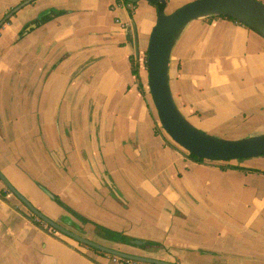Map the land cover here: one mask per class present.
I'll use <instances>...</instances> for the list:
<instances>
[{
    "label": "crops",
    "instance_id": "obj_1",
    "mask_svg": "<svg viewBox=\"0 0 264 264\" xmlns=\"http://www.w3.org/2000/svg\"><path fill=\"white\" fill-rule=\"evenodd\" d=\"M23 1L0 0V20ZM134 1L130 14L116 0H35L2 25L0 173L44 216L104 247L174 264H264V156L199 163L158 134L137 60L157 13ZM168 77L197 129L264 133L258 32L224 17L192 21ZM5 188L0 264H142L48 232Z\"/></svg>",
    "mask_w": 264,
    "mask_h": 264
},
{
    "label": "water",
    "instance_id": "obj_2",
    "mask_svg": "<svg viewBox=\"0 0 264 264\" xmlns=\"http://www.w3.org/2000/svg\"><path fill=\"white\" fill-rule=\"evenodd\" d=\"M35 0H25L0 20V28L20 8ZM231 18L264 38V4L257 0H194L171 14L157 13L146 46V82L159 123L171 141L188 154L208 162H225L264 156V133L232 140L213 137L194 127L176 107L169 88L168 68L172 50L186 27L195 20ZM36 27L35 24L27 28ZM254 135V136H253ZM0 181L32 214L54 231L109 256L143 264H174L130 255L89 241L68 231L39 212L0 173ZM46 195L57 202L46 190ZM119 243L120 240L118 239ZM131 244L141 245L138 241Z\"/></svg>",
    "mask_w": 264,
    "mask_h": 264
},
{
    "label": "rangeland",
    "instance_id": "obj_3",
    "mask_svg": "<svg viewBox=\"0 0 264 264\" xmlns=\"http://www.w3.org/2000/svg\"><path fill=\"white\" fill-rule=\"evenodd\" d=\"M183 6V5H182ZM182 6H179V7H175L176 9H173V7L171 6V7H168V8H164L163 9V12L165 13V14H171L172 12H174L175 10H177L178 8H180V7H182ZM152 7H154V6H152ZM155 9V8H154ZM156 11V10H155ZM157 13V12H156ZM2 28H0V30H1ZM146 46H147V44H146ZM143 47H144V45H143ZM145 83H146V85H147V82H146V79H145ZM148 88V87H147ZM148 97H149V99H150V95H149V92H148ZM150 106H151V109H153V113H154V117H155V121H156V131L158 132V134H160V135H162L167 141H168V143H170L171 145H173V146H175V147H178L180 150H182V151H184L182 148H180L179 146H177L176 144H174L172 141H171V139L166 135V133L163 131V129L161 128V126H160V123H159V120H158V117H157V114H156V111H155V108H154V106H153V103H152V101H150ZM192 120V119H191ZM198 130H200V131H202L200 128H198ZM202 132H204V131H202ZM204 133H206V132H204ZM207 134H209V135H211V136H213V137H216V138H222V139H227V140H232L231 138L234 136V137H237V136H243V134L242 135H240V134H226V133H219V132H215V131H209V133H207ZM248 136V135H247ZM254 136V135H253ZM233 137V138H234ZM185 152V151H184ZM185 153H187V152H185ZM242 161H245V160H229V161H225V162H217V163H221V164H229V165H233V164H237V163H241ZM213 163H215V162H213Z\"/></svg>",
    "mask_w": 264,
    "mask_h": 264
},
{
    "label": "trees",
    "instance_id": "obj_4",
    "mask_svg": "<svg viewBox=\"0 0 264 264\" xmlns=\"http://www.w3.org/2000/svg\"><path fill=\"white\" fill-rule=\"evenodd\" d=\"M131 1H132V2H131ZM147 1H148L152 6H154V8H155V10H156L157 13H159V12H163V9L165 8V2H164V0H147ZM116 3L119 4V5H122V6L127 7L129 3H132L133 6H134L135 1H134V0H116ZM129 10H130V9H129ZM130 14H131V10H130ZM226 19H228V20H230V21H233V22H235V23H238V22H236L235 20H233V19H231V18H226ZM6 22H8V20H7ZM40 22H42V20H41ZM238 24H240V23H238ZM240 25H242V24H240ZM128 37L130 38V34H129V33H128ZM144 54L146 55V51H144ZM131 62H132V63H131V71H132V74H133V75L135 76V78H136V81H137V83H138V88H139V90L143 91V85H142V82L140 81L139 76H138V67H137L136 63H134L133 61H131ZM145 85H146V83H145ZM146 90H147V93H148L147 85H146ZM186 154L188 155L189 158L195 160L196 162H199V163L204 162L203 159L196 158V157H194L193 155L188 154V153H186ZM98 252H99V251H98ZM99 253L104 254V253H102V252H99Z\"/></svg>",
    "mask_w": 264,
    "mask_h": 264
},
{
    "label": "built area",
    "instance_id": "obj_5",
    "mask_svg": "<svg viewBox=\"0 0 264 264\" xmlns=\"http://www.w3.org/2000/svg\"><path fill=\"white\" fill-rule=\"evenodd\" d=\"M126 8H129L130 10L132 9V5L131 4H128V6ZM121 27L123 28H129L128 25H125V24H121ZM139 62H141L145 68H146V55L144 53H142L141 55V58L139 56V59H137ZM5 193L7 194V196L10 195V192L7 188H5ZM29 216L30 218L38 225L44 227L48 232H51V233H54V229H52L51 227H49L48 225H46L45 223H43L40 219H38L34 214H32L30 211H29ZM111 257V260L112 262L114 263H117L119 261H123V262H129V260H126V259H121L119 257H116V256H110ZM143 264V263H142Z\"/></svg>",
    "mask_w": 264,
    "mask_h": 264
}]
</instances>
